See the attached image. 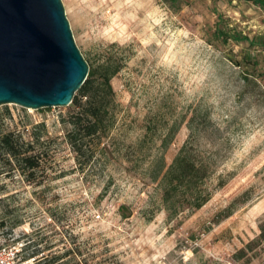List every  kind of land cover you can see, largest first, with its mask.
<instances>
[{
    "label": "rangeland",
    "instance_id": "374dc122",
    "mask_svg": "<svg viewBox=\"0 0 264 264\" xmlns=\"http://www.w3.org/2000/svg\"><path fill=\"white\" fill-rule=\"evenodd\" d=\"M61 1L88 64L121 65L110 81L117 103L110 136L133 161L96 154L79 166L65 138L71 104L0 105V133L39 135L41 155L33 182L20 170L0 175L7 257L14 264H264V240L234 256L264 219V10L244 0ZM204 111L214 133L198 144L221 148L211 182L222 175L226 183L201 208L169 218L134 143L150 119L160 131L184 116L163 153L168 165ZM147 147L156 153L159 142ZM236 198L247 200L216 221Z\"/></svg>",
    "mask_w": 264,
    "mask_h": 264
},
{
    "label": "trees",
    "instance_id": "16d2710c",
    "mask_svg": "<svg viewBox=\"0 0 264 264\" xmlns=\"http://www.w3.org/2000/svg\"><path fill=\"white\" fill-rule=\"evenodd\" d=\"M244 1H249L264 10V0ZM218 31L221 36L226 34L222 29H218ZM233 38L243 39L236 35ZM244 39L246 38L244 37ZM88 65V76L76 91L71 102L67 119L69 129L65 133L66 143L69 144L79 166L82 167L87 166L96 154L108 159L123 158L131 163L133 159L129 157L128 153H123L116 139L110 136L115 127L117 114V103L110 81L119 72L121 65L111 58L105 59L96 66ZM184 118L182 116L173 119L170 123H165L160 127V131L152 126L153 123L150 119L145 125V132L134 143L133 152L137 159L142 164L143 161L146 162L145 167H141V172L144 177L157 183L162 208L169 218L176 217L185 211L192 212L201 208L211 198L213 191L226 183L222 175L217 177L215 184L211 182L221 148L213 149L215 145L213 141L207 148L200 147L198 144V140L203 137V134L208 132L209 137L214 133L213 130H209L210 119L207 111L197 118L185 142L170 164H166L163 153ZM221 137L217 136L216 139L219 140ZM39 140V135L34 136L31 140H25L21 134L14 131L0 133V157L3 160L2 165L0 164V175L7 176L14 170H20L22 174L26 175L28 181H35L41 155L34 150ZM155 140L159 142V150L156 153H151L147 144ZM225 140L227 138H223L221 143H224ZM10 159H14L17 165L12 166ZM7 165L9 167L6 169ZM136 167L140 168V164L137 163ZM246 200L247 198H236L230 202L217 213L216 221L230 216L237 208V204ZM261 240H264V219L259 225L258 236L240 248L234 254L235 258H242L247 250H252ZM54 261L55 259H52L47 264Z\"/></svg>",
    "mask_w": 264,
    "mask_h": 264
},
{
    "label": "water",
    "instance_id": "95a60500",
    "mask_svg": "<svg viewBox=\"0 0 264 264\" xmlns=\"http://www.w3.org/2000/svg\"><path fill=\"white\" fill-rule=\"evenodd\" d=\"M88 72L61 0H0V105L66 107Z\"/></svg>",
    "mask_w": 264,
    "mask_h": 264
},
{
    "label": "built area",
    "instance_id": "2783aa9c",
    "mask_svg": "<svg viewBox=\"0 0 264 264\" xmlns=\"http://www.w3.org/2000/svg\"><path fill=\"white\" fill-rule=\"evenodd\" d=\"M6 249L4 247H0V264H14L13 259L7 257ZM15 252H12V255H15Z\"/></svg>",
    "mask_w": 264,
    "mask_h": 264
}]
</instances>
